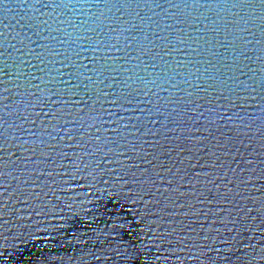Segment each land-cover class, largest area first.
<instances>
[{
    "label": "water",
    "instance_id": "95a60500",
    "mask_svg": "<svg viewBox=\"0 0 264 264\" xmlns=\"http://www.w3.org/2000/svg\"><path fill=\"white\" fill-rule=\"evenodd\" d=\"M0 264H264V0H0Z\"/></svg>",
    "mask_w": 264,
    "mask_h": 264
}]
</instances>
